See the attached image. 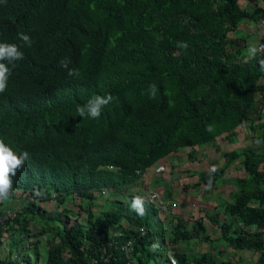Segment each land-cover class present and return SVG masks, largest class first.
<instances>
[{
	"label": "trees",
	"instance_id": "1",
	"mask_svg": "<svg viewBox=\"0 0 264 264\" xmlns=\"http://www.w3.org/2000/svg\"><path fill=\"white\" fill-rule=\"evenodd\" d=\"M261 20L264 0L0 2V43L24 53L9 65L8 87L0 94V140L30 157L13 177L10 199L0 204L5 209L26 195L16 217L0 224V264H170L160 252L163 221L152 205L144 202L139 216L131 205L118 202L117 210L116 199L113 210L97 213L95 192L118 195L166 157L241 128L264 137V73L257 59L245 63L248 45L233 36ZM19 33L31 37V47ZM180 42L189 47L179 48ZM64 58L79 77L67 75ZM107 94L114 99L99 119L79 116V106ZM224 156V168L240 159L248 176L236 180L225 218L215 213L208 220L235 253L220 258L176 250L180 264H239L236 252H252L256 264H264V232L234 231L241 220L264 229V150L248 146ZM223 173L201 175L207 194ZM69 197L88 202L80 207L84 219L75 209L59 211ZM53 200L54 211L41 205ZM206 232L203 221L188 232L179 220L169 243L210 242ZM128 241L131 259L121 249Z\"/></svg>",
	"mask_w": 264,
	"mask_h": 264
},
{
	"label": "clouds",
	"instance_id": "2",
	"mask_svg": "<svg viewBox=\"0 0 264 264\" xmlns=\"http://www.w3.org/2000/svg\"><path fill=\"white\" fill-rule=\"evenodd\" d=\"M0 2L7 4V0H0ZM260 24H261V21H260ZM18 38L23 42V45H26L28 47L32 46V39L29 35L24 34V33H19ZM177 46L179 48H183V49H187L189 47V45L186 42H180V43H178ZM246 51H247V56L245 58V63H247L249 59H257L259 67H260V71L262 73H264V44L257 45V43H255V42H250ZM23 59H24V53L20 50V46H18L16 44H10V43H0V94H3L8 87L9 77L12 74L9 65H12V67H15V62L23 60ZM69 63H70V61L67 58H64L60 61V66L65 68V69H68ZM67 75L69 77H79L80 73H79L78 69H68ZM263 80H264V78H263ZM156 93H157L156 85L155 84L150 85V87H149L150 97L155 98ZM113 99L114 98L111 94H107L106 96L96 95V96L90 98L88 100L87 104H85L83 106H79L77 108V112L79 113V116L83 117V118L87 117V118H91V119H99L102 115L103 109L105 107H107L113 101ZM260 122H264V119H262ZM207 130L212 131V126L210 125ZM250 134H251V139L246 146H244V147L241 146V147H238L236 149H232L230 152H227V153H224L222 150H219V149L226 144L227 140H230V138H231L230 135L229 136H223L222 138H219L217 141H215L213 143H209L207 145H204V146H210L211 148H215L217 151H221L223 153L222 156L225 159V163L223 164V166H220V165H222V164H220V165H216L214 168L216 170L217 169H224V173L225 172L227 173L229 167L224 168L225 165H227L226 164L227 159L225 158L224 154H229V153L234 152V151H239L242 148H245L248 146H251L255 150H260V149L264 150V137H261V136L260 137H253V134L252 133H250ZM258 139H260V140H258ZM199 147H201V146H197V147H193V148H186L184 150H180L177 153H174L171 156H168L165 159L161 160L159 163L155 164L149 171L139 172L138 175L140 178L134 182L135 184L131 185V186L130 185L126 186L125 188H122L118 195H116L114 193V191H111L107 188L102 189L101 191L95 192L96 197H98L97 201L100 199V197H104V196L108 195L110 192L113 193L112 195H115L114 199L109 200L104 207H100V208L97 207V213H100V212L103 213V212L113 210L114 206H115L114 201L117 199V210H119V208L121 207V205H119V203L125 204V206H128V207L131 205L133 211H135L139 216H143L145 214L144 202H146V203H149L150 205H152L159 212V217L163 221L162 224L164 227V235L166 232L165 231V227H166L170 230V233H168L169 237H170L172 229L174 228V226L177 224V222L179 220H182V222L185 223L186 231L193 232L196 221H203V223H204V219H203L204 213L209 214V215H207V219H208V216H212L215 213H220L221 218L224 219L225 218L224 217V210H225L227 204L229 202H231L233 196L231 199L227 200V198L222 193L217 194L218 196H217L216 206L213 209V213L210 214L211 211L206 208V203L208 200L214 201L211 197V196H213L214 190H212V193L207 194V192H206L207 186L202 181V178H201V175L203 173H210V169H206V170H202V171L198 172L196 170V166H197V162L202 160L201 157L198 154H196L195 155L196 158H194V156H192V159L190 158V155H192L194 153L193 150H195ZM184 152H189L188 157L186 155H182ZM214 154L215 153H210V152L206 153V156H207L206 159H211V162H213V160H214L213 155ZM178 157H181L179 160L186 161L185 165L179 166L178 168H181V167L187 168V170L191 173V175L193 174L195 176L197 175V173H199L198 183H196V185H195L196 187H199V189H200V191L195 195L196 197L200 196V200L197 201L198 205L193 204V201L185 203V202H187L186 199L183 202H181L180 200H178L179 197H175V198L171 199V197H172L171 191H169L168 188L162 187L160 185L163 182V176H166V174H167V173H164L167 170V167L169 166L171 161H172L171 166H174L176 164L177 160H175V162H173V160H174V158H178ZM29 158H30L29 153L27 151H25L21 154H17L16 152H14V150L11 147L6 145L3 140H0V204H3L2 202L10 199L12 192H13V177H15L17 175L18 170L22 169L23 165L25 164V162L27 160H29ZM238 160H240V159H238ZM166 161H167L168 166L163 163V162L166 163ZM240 162H241V160H240ZM190 163H193L192 170L188 169V166ZM195 164H196V166H194ZM175 167H176V165H175ZM162 169H165V171L163 173L161 172ZM215 169H213V171H215ZM243 171L245 172L244 168H243ZM224 173H223L221 181L225 178ZM245 174H246V172H245ZM153 176L155 177V181L150 182V180L153 179ZM246 177L247 176L236 177L234 179V181L232 182V184L235 186V189L233 190V194L237 190V185L235 184L236 180L241 179V178H246ZM150 178H152V179H150ZM156 183H157V185H156ZM164 186L169 187L170 185L165 184V182H164ZM208 186H209V188L211 187V182H209ZM128 187H134L136 189V192L135 193H128L127 189H126ZM216 187L217 186H215V189L217 190L218 188H216ZM152 189H154V190H152ZM155 189L162 191L164 196H162L157 191H155ZM123 192H125V194ZM36 194L38 196L41 195V193H39V192H37ZM130 196L135 197V198H133L132 204H130L128 202ZM182 197L187 198L186 196H182ZM79 201L81 202V200H79ZM97 201H95V205H97L96 204ZM54 203L56 206L58 205L56 200H53V205H52L53 207L56 208V206H54ZM184 203L187 205V207H185V208L189 212L192 213V216L185 217L184 215H182L184 208H181V205ZM9 205L7 203L5 209L0 208V224L4 223L5 221H8L10 219H14L16 217L18 210L9 209L8 208ZM81 206H83V205H80V207ZM63 210H70V209H66L62 205V206H60L59 211H63ZM79 210H80V208H79ZM177 210H178V214H179L180 218H178L176 221H172L169 224L168 223L169 216L172 215ZM75 213H78V212H75ZM80 214H81L82 218L84 219L85 214L83 212H80ZM161 216H164V217L162 218ZM204 225H205V223H204ZM235 227L236 228L234 229V231L235 230L238 231L243 236L249 235V233L254 234V233H263L264 232L263 228L258 227L254 224L249 225V226L245 225L242 220L239 221L235 225ZM206 230H207L206 235L210 239V236L208 234L209 230L207 229V227H206ZM139 231L142 235H145V233H146L144 228H139ZM169 237L166 239V236H165L164 246L160 243H159V245L163 246V250L167 251V254L165 255V257L168 258V260L170 261V264H180L179 261L174 257L176 250H178L177 246H173L169 243ZM167 240H168V242H167ZM194 240H199V239H194ZM167 243L170 245H167ZM182 243H184V242H182ZM167 246H168V249L166 248ZM121 249H122V251L127 253L126 257L128 259H131V257H132L131 255L133 254V251H134L133 243L131 241H128L121 247ZM233 251L235 252V250H233ZM224 252H225L224 249H222L221 250V253H223L222 255H220L221 253L218 255H213L209 251H206L204 253H210L212 256H220L221 257V256L225 255ZM236 253H245V252H236ZM190 255H192V254H190ZM233 261L237 262L235 260H233Z\"/></svg>",
	"mask_w": 264,
	"mask_h": 264
},
{
	"label": "rangeland",
	"instance_id": "3",
	"mask_svg": "<svg viewBox=\"0 0 264 264\" xmlns=\"http://www.w3.org/2000/svg\"><path fill=\"white\" fill-rule=\"evenodd\" d=\"M260 25L257 28L255 26H253L254 28H250V27L242 28L241 31L234 33L233 36L235 37V39L239 41V44H241V46H245V45L249 46L250 42H255L257 43V45L264 44V20H261ZM237 132L239 133V130ZM236 135H232V136L234 137ZM236 144H237V141L230 138V140H227L226 144L223 147H221L219 150H222L224 153L230 152L232 149H236L235 148ZM193 151H194L193 153L194 158H196L195 155L198 154L202 159L201 161L197 162V166L196 164L194 165L196 166V170L198 172L202 170L210 169V173H215L216 169L214 167L220 164H222L220 166H223V164L225 163V159L222 156L223 153L221 151H217L215 148H211L210 146H201ZM208 152L215 153L213 155L214 156L213 162H211V159H206L207 157L206 153ZM188 153L189 152H184L182 155H186L188 157ZM181 157L174 158L173 162L177 160L175 164L176 167L175 165L171 166L172 165V161H171L169 166L167 165L168 167L166 171L165 169L161 170L162 173L165 171L164 173H167V174L166 176H163V182L160 185L162 187L168 188L169 191H171L174 198L179 197L178 200H180L181 202H183L186 199L187 202L185 203L193 201V204L198 205L197 201L200 200V196L196 197L195 195L200 191V189L199 187H196L195 185L196 183H198L199 173H197V175L195 176L193 174L191 175V173L187 170V168H184V167L178 168L179 166H183L186 164V161L179 160ZM192 168H193V163H190L188 166V169L192 170ZM213 169H215V171H213ZM224 174H225V178L222 181L220 180L217 184L216 188L218 189L217 190L215 188L213 189L214 193H213V196L211 197L214 201L208 200L206 203V208L211 211L210 214L213 213V209L216 206V201H217V196H218L217 194L222 193L227 198V200L231 199L233 196V190L235 189V186L232 184L234 179L236 177L248 176L243 171V167L241 165L240 160H237L234 164H231L228 168L227 173L225 172ZM154 181H155V177L153 176V179L150 180V182H154ZM164 182L165 184H168L170 186L169 187L164 186ZM126 189L128 193L136 192V189L134 187H128ZM155 191H157L159 194L164 196L162 191L156 190V189ZM123 193L125 194V192ZM112 194L113 193L110 192L108 195L104 197H100V199L96 203L97 207L99 208L104 207L109 200H113L115 195H112ZM17 196L18 197L21 196V197L13 201V203L10 202L11 204L8 203V205L10 204L8 206L9 209L19 210L21 208L22 199L26 195L18 194ZM182 196H186L187 198H184ZM68 201H69L68 203L63 205V207L66 209H70V210L75 209V211L78 210V212H80L79 210L80 205H83L85 208L88 206L87 201L80 202L79 200H77V201L71 202L72 197H69ZM185 203L181 205V208H184L182 215H184L185 217H190L192 216V213L189 212L185 208L187 207ZM41 205L49 211H53V209L55 208L49 204H41ZM54 206H56L55 203H54ZM207 215L209 214L204 213L203 219H204L205 226L209 230L208 234L210 236V242H205L203 239L193 240L190 242H184V243H181L180 245H177V249L179 251L186 252L192 255L202 254L206 251L211 252L213 255H218L221 253V250L224 249L225 255L221 256L220 258H228L229 255L235 253L233 251V247L228 242L221 240L220 229L210 223V221L207 219ZM161 217L163 218L164 216H161ZM178 218L180 217H179L178 210H177L176 212H174L172 215L169 216L168 223L170 224L172 221H176ZM165 231H166L165 236L167 239L169 237L168 233H170V230L165 227ZM167 245H170V244L167 243ZM45 248H46L45 246L42 247V250ZM166 248L168 249V246ZM160 252L163 255L167 254V251L161 248H160ZM257 257L258 255L252 254L251 252H245V253H237L235 259L233 260L239 262V264H256Z\"/></svg>",
	"mask_w": 264,
	"mask_h": 264
},
{
	"label": "crops",
	"instance_id": "4",
	"mask_svg": "<svg viewBox=\"0 0 264 264\" xmlns=\"http://www.w3.org/2000/svg\"><path fill=\"white\" fill-rule=\"evenodd\" d=\"M245 27H250V28H254L253 26H247V25H244V28ZM264 81V80H263ZM240 132V135H239V133L236 135V136H231V138L233 139V140H235V141H237V144L235 145V148H238V147H241V146H246L248 143H249V141H250V139H251V134H250V132H249V130L247 129H240L239 130ZM239 136V137H238ZM258 140H260V139H258ZM171 160V159H170ZM164 164H166L167 165V161H166V163H164ZM163 165V164H162Z\"/></svg>",
	"mask_w": 264,
	"mask_h": 264
}]
</instances>
